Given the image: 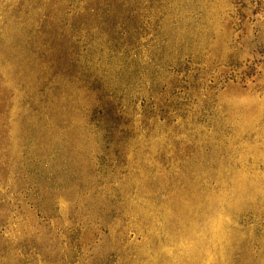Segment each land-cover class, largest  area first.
Here are the masks:
<instances>
[{"label": "rangeland", "instance_id": "obj_1", "mask_svg": "<svg viewBox=\"0 0 264 264\" xmlns=\"http://www.w3.org/2000/svg\"><path fill=\"white\" fill-rule=\"evenodd\" d=\"M0 264H264V0H0Z\"/></svg>", "mask_w": 264, "mask_h": 264}]
</instances>
